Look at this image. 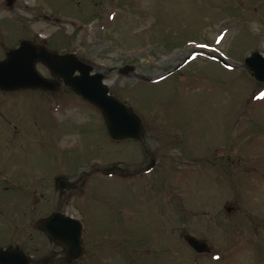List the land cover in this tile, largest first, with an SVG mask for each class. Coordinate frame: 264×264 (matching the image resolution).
<instances>
[{
	"label": "rangeland",
	"instance_id": "obj_1",
	"mask_svg": "<svg viewBox=\"0 0 264 264\" xmlns=\"http://www.w3.org/2000/svg\"><path fill=\"white\" fill-rule=\"evenodd\" d=\"M37 33L143 120L142 140L115 141L64 87L0 95L14 117L0 151L27 158L31 220L60 207L84 226V255L54 264H264V82L244 63L264 56V0H0V45Z\"/></svg>",
	"mask_w": 264,
	"mask_h": 264
},
{
	"label": "water",
	"instance_id": "obj_2",
	"mask_svg": "<svg viewBox=\"0 0 264 264\" xmlns=\"http://www.w3.org/2000/svg\"><path fill=\"white\" fill-rule=\"evenodd\" d=\"M12 0H8L11 4ZM43 63L54 76L50 81L37 71L36 64ZM244 63L252 71L257 81L264 82V56L253 51ZM133 66L120 68L121 73H128ZM93 66L81 60L74 52L59 53L50 50L44 44H36L23 40L18 48L9 50L6 58L0 60V89L15 90L39 87L57 90L60 80L76 95L95 105L102 113L109 136L115 141L124 139H143V120L140 115L126 103L110 93L104 82V74L93 73ZM154 161L148 165L152 167ZM112 167L108 168L110 170ZM57 187L61 190L72 187L67 178L57 179ZM229 211V209H227ZM38 226L44 230L51 240L64 244V253L69 263L83 256V225L76 218L65 216L55 211L50 216L39 220ZM183 239L196 252L209 250L203 239L190 233H183ZM30 258L14 249L0 248V264H29Z\"/></svg>",
	"mask_w": 264,
	"mask_h": 264
},
{
	"label": "flooded vegetation",
	"instance_id": "obj_3",
	"mask_svg": "<svg viewBox=\"0 0 264 264\" xmlns=\"http://www.w3.org/2000/svg\"><path fill=\"white\" fill-rule=\"evenodd\" d=\"M25 39L31 40L37 44H45L51 50L56 52H65L63 49L53 47L49 41L46 40V37L42 36V38H40L39 33H37L34 38L27 36L19 39V41L11 47L0 45L3 47L1 49L3 53L0 56V60L5 59L8 50L18 47L22 40ZM39 67H42L43 69L41 70ZM36 68L44 78L50 81L55 79L50 70L44 64L38 62ZM57 81L59 83V89L63 87L68 89L62 81ZM30 91L39 93L55 92L53 90L33 87L15 90L0 89V95L6 96L9 94ZM0 106V118L7 121L6 125L12 126L14 117H10L9 108H6L4 105ZM9 129H11V127ZM2 157L10 159L12 165H3L5 161ZM28 173L29 165H27L25 154L21 152L15 153L13 150H8L6 152L0 151V248L17 249V252H21L23 255L32 258L33 261L30 264H54L57 258L60 261L61 258L65 257L63 254L65 247L59 242L50 240L45 232L38 228V220L49 216L51 213L40 215L38 219L31 220L30 218V193L28 191L30 181ZM68 190H66V192ZM65 193H60V196H64ZM42 197L43 193L35 191L34 200L36 199L40 201ZM33 206H35V202ZM58 208L55 210L58 209L59 211H62L60 207ZM62 212L65 213L64 211ZM46 240L49 242L51 248L48 253H43L42 249Z\"/></svg>",
	"mask_w": 264,
	"mask_h": 264
}]
</instances>
